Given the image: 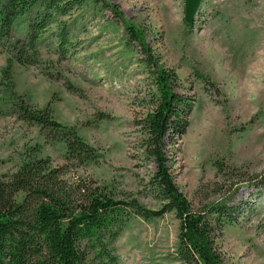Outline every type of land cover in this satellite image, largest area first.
Instances as JSON below:
<instances>
[{"label":"rangeland","instance_id":"1","mask_svg":"<svg viewBox=\"0 0 264 264\" xmlns=\"http://www.w3.org/2000/svg\"><path fill=\"white\" fill-rule=\"evenodd\" d=\"M185 1L109 0L145 32L162 66L177 72L175 92L193 98L186 132L176 144L168 142L176 183L199 209L233 195L231 204L242 205L217 240L220 256L224 264H264V186L255 184L264 177V0H203L193 25L185 21ZM63 26L64 53L56 36ZM128 40L119 15L87 0L43 33L40 65L9 62L11 54L0 46V178L30 156L49 157L54 166H69V179L92 177L160 207L149 186L156 166L141 157L137 125L158 90L140 44ZM196 69L217 82L219 94L196 78ZM12 93L38 106L51 102L58 122L76 126L98 149V162L70 164L64 141L12 112ZM218 161L238 170L218 173ZM125 222L109 264H187L177 258L174 212Z\"/></svg>","mask_w":264,"mask_h":264},{"label":"trees","instance_id":"2","mask_svg":"<svg viewBox=\"0 0 264 264\" xmlns=\"http://www.w3.org/2000/svg\"><path fill=\"white\" fill-rule=\"evenodd\" d=\"M86 1L0 0V46L11 54L8 61L40 65L43 33ZM94 2L122 18L128 42L138 41L145 55V68L155 80V105L137 125L141 157L156 166L149 186L161 205L149 208L134 193L118 191L92 177L69 179V166H54L49 157L30 156L15 172L0 178V264H109L114 258L110 247L128 218L152 220L169 212H174L180 221L177 258L187 264H224L216 243L225 225L236 221L242 204H231L233 195H225L196 208L176 183L168 156V142L175 143L189 126L187 116L192 111L193 98L175 92L177 72L162 66L138 25L124 18L109 0ZM67 32L63 26L56 35L63 53L68 43ZM15 33L24 36L16 37ZM10 68L11 64L6 69L7 76ZM194 74L206 88L211 86L220 93L217 82L204 71L196 69ZM68 87L74 89L73 85ZM9 100L19 119L41 126L48 130V138L67 144L66 160L70 164L81 167L101 158L98 149L78 134L76 126L58 122L51 102L38 106L15 93ZM216 167L218 173L226 175L238 170L223 161H218ZM255 184L264 186V177ZM215 186L218 191L224 188L219 182Z\"/></svg>","mask_w":264,"mask_h":264},{"label":"water","instance_id":"3","mask_svg":"<svg viewBox=\"0 0 264 264\" xmlns=\"http://www.w3.org/2000/svg\"><path fill=\"white\" fill-rule=\"evenodd\" d=\"M203 0H186L185 2V21L189 25L195 24L197 13L200 11V7Z\"/></svg>","mask_w":264,"mask_h":264}]
</instances>
